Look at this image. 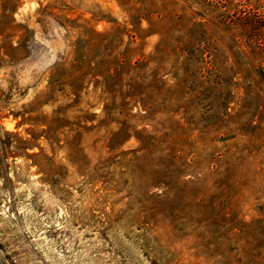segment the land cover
Returning a JSON list of instances; mask_svg holds the SVG:
<instances>
[{
    "label": "rangeland",
    "instance_id": "374dc122",
    "mask_svg": "<svg viewBox=\"0 0 264 264\" xmlns=\"http://www.w3.org/2000/svg\"><path fill=\"white\" fill-rule=\"evenodd\" d=\"M254 12L0 0V264H264Z\"/></svg>",
    "mask_w": 264,
    "mask_h": 264
},
{
    "label": "trees",
    "instance_id": "16d2710c",
    "mask_svg": "<svg viewBox=\"0 0 264 264\" xmlns=\"http://www.w3.org/2000/svg\"><path fill=\"white\" fill-rule=\"evenodd\" d=\"M246 22V21H245ZM248 22V27L245 28L248 30V33H252L257 36L259 41L264 40V17L260 16L257 12L251 14L250 21Z\"/></svg>",
    "mask_w": 264,
    "mask_h": 264
}]
</instances>
